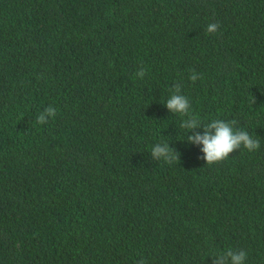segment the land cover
<instances>
[{
  "label": "trees",
  "instance_id": "16d2710c",
  "mask_svg": "<svg viewBox=\"0 0 264 264\" xmlns=\"http://www.w3.org/2000/svg\"><path fill=\"white\" fill-rule=\"evenodd\" d=\"M178 84L202 125L236 120L259 150L208 165L188 139L204 127L167 108ZM229 249L264 264V0H0V264Z\"/></svg>",
  "mask_w": 264,
  "mask_h": 264
},
{
  "label": "clouds",
  "instance_id": "9594fccd",
  "mask_svg": "<svg viewBox=\"0 0 264 264\" xmlns=\"http://www.w3.org/2000/svg\"><path fill=\"white\" fill-rule=\"evenodd\" d=\"M220 28L219 22L211 23L207 26L209 34L216 33ZM138 76L143 78L145 71H138ZM199 76L192 74L189 79L195 82ZM182 86L178 84L175 90H172V95L167 100V108L172 112L184 117L180 127L186 130H192L197 127H204L203 135L196 134L190 136L189 142L203 144L202 151L205 153V159L208 165L221 162L229 157L231 153L243 146L248 151L259 150L261 147L258 139H253L252 136L244 130L236 127L237 121H224L220 119L213 120L207 124H201L200 120L192 113L189 99L181 94ZM255 103V101H253ZM56 109L49 106L41 112L36 122L38 124L48 123V118H55ZM152 156L157 160H163L168 164H172L179 160V152L171 148L168 143H157L151 150ZM247 253L243 250L233 251L232 249L226 252H220L212 256L213 264H245ZM138 264H145L143 260Z\"/></svg>",
  "mask_w": 264,
  "mask_h": 264
}]
</instances>
